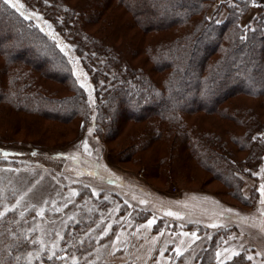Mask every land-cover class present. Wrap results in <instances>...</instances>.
Masks as SVG:
<instances>
[{
	"label": "rangeland",
	"instance_id": "1",
	"mask_svg": "<svg viewBox=\"0 0 264 264\" xmlns=\"http://www.w3.org/2000/svg\"><path fill=\"white\" fill-rule=\"evenodd\" d=\"M88 1L13 0L17 7L11 8L24 13L22 18L50 39L69 64L72 77L63 82L48 76L44 66L31 70L39 93L53 102L74 98L84 103L73 119L61 120L0 101V217L14 224L6 227L5 238L7 244L16 242L11 264H47L49 257L62 264H264V134L262 142L251 140L252 149L235 153L236 190L203 167L189 145L199 144L196 134L208 130L232 146V133L240 136L245 128L231 114L241 108L262 114L264 93L231 94L217 111L183 114L194 131L184 139L152 132L154 117L120 115L114 123L100 110L110 91L104 89L106 77L111 80L126 68L152 73L146 54L150 45L176 38L187 24L149 31L118 0L92 8ZM231 1L215 0L207 15L223 22ZM255 1L240 17L243 28L255 27L261 19L254 24L256 17H264V0ZM250 11L256 15L244 26L241 19ZM261 25L256 27L263 32ZM31 53L37 50L14 57ZM5 59L0 54V78L1 68L10 65ZM44 60L48 57L38 64ZM50 68L60 73L55 65ZM152 77L160 82L162 73ZM222 109L226 115L218 114ZM15 227L30 238L23 255Z\"/></svg>",
	"mask_w": 264,
	"mask_h": 264
},
{
	"label": "trees",
	"instance_id": "2",
	"mask_svg": "<svg viewBox=\"0 0 264 264\" xmlns=\"http://www.w3.org/2000/svg\"><path fill=\"white\" fill-rule=\"evenodd\" d=\"M58 2L60 3V0ZM102 2L103 0H89L88 7L92 8ZM118 2L131 11L138 25L149 28V31L166 29L181 23L187 24V29L186 32L178 33L174 39L163 40L148 48L146 54L154 66L152 73H162L160 82L143 67L130 71L122 62L123 69L126 68L123 73L117 71L111 80L109 76L106 77L109 84L104 89L108 88L110 91L104 93V96L107 95L110 104L104 101L105 105L100 109L102 113L105 112V118L118 123L120 115L138 120L154 117L155 120L150 123L154 128L152 132L158 131V135L160 133L168 137L173 136L174 139L181 136L184 139L190 133L194 134V131L193 125H188L183 114L199 110L217 111L219 103L231 94L257 96L264 93V28L262 32L256 27L260 22L264 24V17H256L254 24L260 17L261 19L255 27L240 26V17L257 4L255 0H232L229 5L230 14L223 22H217L215 18L207 15L215 0ZM75 14L74 10L70 17L72 20L75 19ZM33 48L37 50V55L32 56L31 53L14 57V54L22 50ZM106 51L108 54L113 53L109 48H106ZM40 53L44 56H38ZM0 54H3L7 64H10L9 68H1L0 101H4L11 108L29 113L36 112L61 120L73 119V114L84 102L74 98L49 101L50 97L39 93L37 81L35 77L32 78L31 72L44 66L49 68V72L46 71L48 76L60 82L67 81L72 76L66 58L36 26L22 18L2 0ZM44 57H48V61L44 60L42 64H38ZM54 65L60 71L59 74L50 68ZM246 82L250 86L245 87ZM76 84L78 90L82 91L81 86ZM245 109L247 108L231 112L237 123L245 128L240 136L232 133L234 146L228 145V141H224L216 132L208 130L196 134L201 140L199 144L194 143L193 146L189 142L193 157H196L213 176L220 178L230 190L235 189L234 167H239L235 153L246 147L252 149L255 144L251 140L262 142L260 136L264 134V117H260L264 116V108L260 110L262 114H258V117L253 113L247 114ZM227 112L228 110L224 109L218 110L221 115H226ZM156 120L159 122L155 123ZM163 123L170 127H162ZM143 135L144 139L146 133L141 136ZM261 153L263 157L264 147ZM11 225L14 224L0 217V264H11V255L16 249V242L7 244L5 239L9 233V228L6 227ZM13 232L19 234L17 243L23 247V255L29 251L24 248L30 238H27L28 235L24 234L20 227H15ZM45 261L47 264H62L61 259L57 258H45Z\"/></svg>",
	"mask_w": 264,
	"mask_h": 264
},
{
	"label": "snow or ice",
	"instance_id": "3",
	"mask_svg": "<svg viewBox=\"0 0 264 264\" xmlns=\"http://www.w3.org/2000/svg\"><path fill=\"white\" fill-rule=\"evenodd\" d=\"M2 2H3L4 4H6V5H9L10 7H13V8H16V7H17L16 4L13 3V0H2ZM19 7H20V8H23V5L21 4ZM17 10H19V9H17ZM21 15H24V13H21ZM26 18H27V17H26ZM82 86H83V85H82ZM85 147H87V145H85ZM34 154H35V153H34ZM4 155L7 156L8 154H7V153H4ZM260 191H261V194L264 195V185L261 186ZM261 203H264V200H261ZM167 215H174V214L171 213V212H169V213H167ZM149 223L151 224L152 222L150 221ZM212 226L215 227L216 225H212ZM178 254H179V252H178ZM217 255H219V253H218ZM236 255H239V253H235V252H234V253H233V256H236ZM49 259H51V257H49ZM247 259H248V260H252V257H251V256H248Z\"/></svg>",
	"mask_w": 264,
	"mask_h": 264
},
{
	"label": "crops",
	"instance_id": "4",
	"mask_svg": "<svg viewBox=\"0 0 264 264\" xmlns=\"http://www.w3.org/2000/svg\"><path fill=\"white\" fill-rule=\"evenodd\" d=\"M229 1L230 0H216V3L221 4V3H225V2H229ZM255 15H256L255 12H251L250 11V13L246 17H243L241 19V24L244 25V26L247 25L253 19V17Z\"/></svg>",
	"mask_w": 264,
	"mask_h": 264
}]
</instances>
